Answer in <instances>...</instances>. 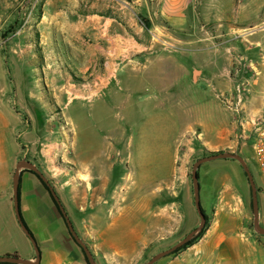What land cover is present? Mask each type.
Segmentation results:
<instances>
[{"label":"rangeland","instance_id":"1","mask_svg":"<svg viewBox=\"0 0 264 264\" xmlns=\"http://www.w3.org/2000/svg\"><path fill=\"white\" fill-rule=\"evenodd\" d=\"M194 1L186 11L187 26L171 31L157 0H0L4 147L9 157L27 154L35 163L44 180L22 162L18 169L36 178L49 197L50 192L58 197L96 264H111L108 254L101 253L109 246L98 239L95 220L88 217L96 214L98 227L106 228L133 194L137 200L151 194V201H141V210L163 216L164 178L173 165L166 149L180 131L175 176H182L176 189L184 210L188 204L195 209V163L211 157L197 169L198 185L222 190L230 180L231 192L245 195L249 203L248 178L240 163L219 158L231 154L244 160L255 184L259 181L264 215V174L252 149L256 124L264 120V11L243 31L235 15L229 20L231 30H214L202 19H214L230 6L228 0ZM97 16L107 22L104 33L101 23L93 21ZM215 34L220 37L203 40ZM117 50L124 56L116 58ZM200 67L206 68L203 76ZM158 76L162 87L175 84L166 92L173 96L155 89ZM200 77L208 92L205 99L194 90ZM181 88L187 97L180 95ZM53 210L56 221L50 227L60 222L69 236L55 206ZM185 214L184 229L196 221L189 210ZM42 226L35 222L30 231ZM250 227L254 229L252 208ZM173 246L171 240L152 244L134 264H146Z\"/></svg>","mask_w":264,"mask_h":264},{"label":"crops","instance_id":"2","mask_svg":"<svg viewBox=\"0 0 264 264\" xmlns=\"http://www.w3.org/2000/svg\"><path fill=\"white\" fill-rule=\"evenodd\" d=\"M157 1L158 5H160V15L164 18L165 24L171 31H180L187 26L186 11L191 0ZM228 2L230 6L223 9V11L220 10L214 19H202L204 24L212 25L214 30H217L218 27H229L231 30L232 24L229 20L235 15L236 23L240 25L238 29L243 31L251 27L252 18H259L264 11L263 0H244L243 4L236 3V0H228ZM125 5L126 9L129 10L128 2H125ZM253 15L255 17H252ZM59 16H62L60 12L57 17ZM100 18L103 17L97 16L96 19H92L101 23L100 32L104 33V28L106 29L108 25L107 22L102 23ZM218 37L220 35L215 34L203 40H214ZM111 39H118L119 41L118 37H114V39L110 37L109 40ZM114 52L116 58L124 56L119 50ZM205 69V67H200V75ZM106 74H110V77L113 73L107 72ZM154 80L153 85L158 92L162 91L166 98L173 96L168 95L166 92L172 89L175 84L169 88L167 84L162 87L161 81L159 83V80H161L159 76L155 77ZM198 80L199 82L194 90H197L198 93L201 92V96L205 99L208 97V92H205V88L202 86L201 77ZM180 93L183 97L188 96L182 94V88ZM0 104L2 105L1 102ZM1 105L0 122L2 120L1 107H3ZM180 133L181 131L173 140L174 143L171 148L167 147L166 149L170 154L172 153L173 158L171 160L173 165L164 178L167 193L162 198L165 206L163 216L160 213L141 210V201L144 203L151 201V194H145L142 199L138 200V197H136L138 195L135 196L133 194L132 197H128V201L122 210H117L111 215L109 220L107 219L109 222L106 228L100 229L98 227L99 221L96 214L93 217H88L89 221L90 219L95 220L94 225L98 239L100 238L103 243L109 246L108 249L102 250L101 253L106 256L108 254V260L111 261V264H134L137 258L150 245L162 244L166 240H171L176 245L183 239L184 231L185 234H188L200 225V218L196 209L188 204L184 210L183 198L176 189L177 185H181L182 177L176 178L175 176V164L181 142ZM4 141V137L0 133V257L17 255L18 258L33 264H85L86 261L82 250L74 241L72 243L70 234L67 236L63 232L60 222L58 226L50 227L49 223L52 220L56 221L53 210L54 204L39 181L29 176L22 168L18 171L17 184L21 220L29 231L30 226H34L35 222L40 221L43 224L40 231L35 233L30 231L39 253V261L35 263L37 256L34 246L21 229L16 216L13 185V177L18 163L24 161L30 162L32 165L35 163H32L27 154L9 157L4 147ZM43 158L44 156H42V160H44ZM256 184L259 185L258 180ZM256 184L254 182L258 201V214H260V223L264 227V215L261 209L259 211L260 190L257 189ZM231 188L230 180L226 181V184L222 186V190L219 189L218 185L210 186L201 182L199 186L200 205L208 217L207 225L201 236L192 245L179 250L166 259L163 258L164 260L159 262L160 264H264V235L257 234L250 227V209L253 208L250 183L248 191L249 203L246 201L245 195H242V197L235 195L231 192ZM186 210L193 213L192 215L195 216L196 221L194 226L184 229Z\"/></svg>","mask_w":264,"mask_h":264},{"label":"water","instance_id":"3","mask_svg":"<svg viewBox=\"0 0 264 264\" xmlns=\"http://www.w3.org/2000/svg\"><path fill=\"white\" fill-rule=\"evenodd\" d=\"M219 158H233V159L237 160L240 163L243 171L245 172V174H246V176L248 178L250 186L252 188V206H253L252 209H253V227H254V231L257 234L264 235V227L260 225L259 217H258V201H257V196H256L255 185H254L252 174H251L247 164L244 162V160L240 156H237V155L224 154V155H222ZM212 159H214V157L204 158V159L199 160L198 162L195 163V165L193 167V171H192V183H193V192H194V206H195V209H196V211L198 213V216L200 218V225L196 229L192 230L189 234H187V236H185V238L183 240H181V242H179L178 244H176L172 248L157 254L156 256L151 258V260H149L146 264H154L156 261H158L162 257L170 254L172 251L176 250L177 248L181 247L185 243L189 242L204 227L205 217H204V214L202 213V210H201L198 177H197V173L196 172H197V169L199 168V166L202 163H205V162L210 161ZM22 163L27 169L32 170L33 172L38 174V176H40L41 179L44 180V177L36 169V167L34 165H32L30 162H26V161H24ZM18 170L19 169H18V166H17V170H16V172L14 174V177H13L14 203H15L16 216H17V219H18V222H19V225H20L21 229L23 230V232L26 234V236L29 238L30 242L34 246V249L36 251V256H37L35 263H38V261H39V253H38V249H37V246H36V242H35L34 238L30 235V233H29L28 229L26 228V226L23 224V222L21 220V217H20V213H19L18 195H17V184H18V178H19ZM52 194L54 195L53 192H52ZM54 199L59 204V210H60V212L62 213V215L64 217L65 223L67 225V228H68L72 238L83 249L84 254H85L89 264H96L94 258L89 253L88 249L86 248V245L78 238L76 232L74 231L73 226H72V224H71V222H70L65 210L61 206L58 197L54 195ZM1 262H6V263H10V264H33L31 262H28L27 260H23V259L16 258V257H3V258L0 257V263Z\"/></svg>","mask_w":264,"mask_h":264},{"label":"built area","instance_id":"4","mask_svg":"<svg viewBox=\"0 0 264 264\" xmlns=\"http://www.w3.org/2000/svg\"><path fill=\"white\" fill-rule=\"evenodd\" d=\"M253 159L259 171L264 174V120L258 122L253 134Z\"/></svg>","mask_w":264,"mask_h":264},{"label":"trees","instance_id":"5","mask_svg":"<svg viewBox=\"0 0 264 264\" xmlns=\"http://www.w3.org/2000/svg\"><path fill=\"white\" fill-rule=\"evenodd\" d=\"M50 198H51V200H52L54 206L57 208L58 212L60 213L61 217H62L63 220H64V217H63L62 213H61L60 210H59V204L55 201V199H54V195L52 194V192H50ZM18 199H19V190H18ZM201 210H202V208H201ZM202 213L204 214V217H205V220H206V223H207V215L205 214V212H204L203 210H202ZM64 221H65V220H64ZM22 222H23V221H22ZM23 224H24V222H23ZM24 225H25V224H24ZM206 225H207V224L204 225V227L202 228V230L199 232V234H198L196 237H194L193 239H191L189 242L185 243V244L182 245L181 247L177 248V249H176L175 251H173L170 255L175 254V253H177L179 250L185 249L186 247L192 245V244H193V243H194V242H195V241L201 236V234L203 233V231H204ZM25 226H26V225H25ZM26 228H27V227H26ZM28 231H29V230H28ZM29 232H30V231H29ZM30 235H31V233H30ZM31 236H32V235H31ZM73 241H74V239H73ZM75 244H76V245L82 250L83 255H84V258H85V261H86V263L88 264V261H87V258H86V256H85V254H84L83 249L80 247L79 244L76 243V241H75ZM6 257H16V258H18L17 255H7Z\"/></svg>","mask_w":264,"mask_h":264},{"label":"bare ground","instance_id":"6","mask_svg":"<svg viewBox=\"0 0 264 264\" xmlns=\"http://www.w3.org/2000/svg\"><path fill=\"white\" fill-rule=\"evenodd\" d=\"M136 72H138V71H136ZM143 72V71H142ZM135 73V72H134ZM140 73V72H139ZM110 79V78H109ZM59 82V81H58ZM122 91H123V89L122 88H120ZM129 89V88H128ZM134 89V88H133ZM132 90V89H131ZM129 91H130V89H129ZM93 92V91H92ZM131 92V91H130ZM93 95L94 94H92V95H90V97H89V99H91L92 97H93ZM132 95V94H131ZM85 97V96H84ZM74 99H77V100H83L81 97H75V98H72L71 97V99H70V101H72V100H74ZM93 99V98H92ZM91 99V100H92ZM85 101V100H84Z\"/></svg>","mask_w":264,"mask_h":264}]
</instances>
